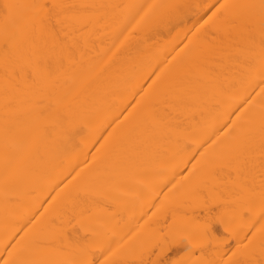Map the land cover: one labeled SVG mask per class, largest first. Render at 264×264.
Masks as SVG:
<instances>
[{
	"label": "bare ground",
	"instance_id": "6f19581e",
	"mask_svg": "<svg viewBox=\"0 0 264 264\" xmlns=\"http://www.w3.org/2000/svg\"><path fill=\"white\" fill-rule=\"evenodd\" d=\"M1 1L0 264H264V0Z\"/></svg>",
	"mask_w": 264,
	"mask_h": 264
},
{
	"label": "rangeland",
	"instance_id": "374dc122",
	"mask_svg": "<svg viewBox=\"0 0 264 264\" xmlns=\"http://www.w3.org/2000/svg\"><path fill=\"white\" fill-rule=\"evenodd\" d=\"M1 4H2V5H1ZM0 5H1L0 8H4L3 1H1V0H0ZM3 10H4V9H3ZM3 10L1 11V14H2V12H4ZM1 14H0V15H1ZM0 18H1V17H0ZM3 19H4V18H3ZM0 20H2V19H0ZM0 22H1V21H0ZM1 23H2V22H1ZM1 23H0V24H1Z\"/></svg>",
	"mask_w": 264,
	"mask_h": 264
}]
</instances>
